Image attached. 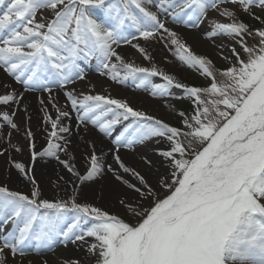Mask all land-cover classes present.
I'll list each match as a JSON object with an SVG mask.
<instances>
[{
	"label": "snow or ice",
	"instance_id": "snow-or-ice-1",
	"mask_svg": "<svg viewBox=\"0 0 264 264\" xmlns=\"http://www.w3.org/2000/svg\"><path fill=\"white\" fill-rule=\"evenodd\" d=\"M152 3L160 10L173 9V22L187 27H197L210 9L218 10L230 22L213 21L209 35L232 38L244 56L232 48L234 63L215 69L146 7ZM225 3L239 5L250 15H254L253 8L264 11V0H0V69L25 91L51 93L55 87L66 88L83 80L80 62L95 58L100 74L117 83L131 80L137 88H150L154 98L169 96L173 87L182 89L194 105L190 116L179 112L182 127H176L120 99L99 94L81 98L66 91L78 124H91L104 136H111L116 125L131 119L113 141L117 151L151 138L167 141L168 148L160 155L168 161L169 171L157 181L167 194L160 198L143 175L115 155L119 168L131 173L140 185L129 183L107 166L115 180L134 194L119 200L130 217L126 221L78 202L75 190L67 200L42 198L31 169L14 163L33 187L30 194H24L0 186V229L9 223L13 226L0 236V264H7L6 249L13 257L29 252L43 255L57 243L67 246L86 237L95 240L87 251L97 257L96 264H264V29H251L235 12L221 9ZM44 11L47 16L40 15ZM128 29L136 33L131 39ZM161 33L172 38L184 65L210 80L208 86L181 84L155 65L126 63L116 51L122 43L154 40ZM252 36L258 41L250 46L245 38ZM132 47L151 60L144 48ZM153 77L163 83H153ZM20 99L14 91L6 93L0 95V105L18 104ZM53 107L55 118L45 109V123L51 130L43 151H35L33 133L26 132L32 160L54 158L81 184L102 176L105 164L94 148L86 158L83 175L75 165L60 159V152L68 153L70 141L64 134L71 129L62 121L70 113ZM12 115L4 112L0 119L15 129ZM145 201L150 204L147 208ZM86 224L90 226L85 230Z\"/></svg>",
	"mask_w": 264,
	"mask_h": 264
},
{
	"label": "rangeland",
	"instance_id": "rangeland-1",
	"mask_svg": "<svg viewBox=\"0 0 264 264\" xmlns=\"http://www.w3.org/2000/svg\"><path fill=\"white\" fill-rule=\"evenodd\" d=\"M146 7L150 11L155 12L160 20L165 23L167 28L177 33L180 41L186 44L191 49L193 54L210 60L215 69L223 70L230 67L231 64L234 63V57H232L231 54L232 48H235L242 57L244 56L243 51L232 38L221 35H209L212 32L213 21L221 23L230 22L229 20L222 17L218 10L210 9L206 17L202 19L197 27H187L183 23L173 22V9L169 8L167 11L160 10L156 7L155 3L147 4ZM220 8H228L229 10L235 12L238 20L243 21L250 28L252 27L251 29L253 30L257 29L254 28L253 24L254 16L260 17L262 21L264 19V11H262L260 8L252 9V13H254V15H250L249 13L242 11L239 5H232L230 3L222 4L220 5ZM96 13L98 15H102L100 10H96ZM40 15L47 16L48 13L44 11ZM37 19H39V15ZM260 29H264V24ZM131 30H133L132 34L136 35L135 30ZM129 38L131 39V35H129ZM171 39L172 38L169 37L167 33H161V35L154 40L144 41L143 39H133L131 40L130 44L122 43L119 47H114H116V51L122 56L126 63H133L137 66L143 67H151L152 65H155L164 73L173 76L175 80L181 84L197 87L208 86L210 80L207 77L201 75L197 69L187 67L177 58L176 45L171 43ZM245 39L247 44L250 46L256 44L258 41V38L254 36L246 37ZM133 44H138L140 47L144 48L151 57V60H145L141 53L138 52L136 48L132 47ZM225 57H227V59H225ZM93 59L95 60V58ZM113 62H116L115 58H113ZM89 66L91 67L92 64ZM100 72L101 69H99L97 66L93 71H85V79L76 80L74 83L69 84L66 88L54 90L51 93L44 91L39 92L40 95H47L48 99H41L44 101L43 104H41V100H39L38 109L36 112L37 114L33 119L22 116L21 111L15 106H11L10 104L0 105V116H2L4 112L9 113L10 115L15 113V115H12L11 118L17 126L15 129H13L6 125L2 119H0V152H3V155H0V186H6L11 191L30 194L33 187L32 184L21 188H12L7 184L6 176L10 175V172L19 173V171L13 166L14 163H20L25 167H30L35 163H59V161L56 159L49 157H37V159L33 161L32 149L30 148L29 140L26 137V132L30 129L33 133L32 142L35 144L36 152H41L45 147H47L48 132L51 130V125L45 123V109L47 110L48 114L55 118L57 113L56 108L53 107V105H56L61 110H66L70 113L69 118L64 119L62 123L65 126H68L67 121L72 120L71 122L74 127L69 133L64 135L65 139L70 141V143L67 144V148H73V145L75 144L79 146L80 153L78 152L76 155L80 161L76 160L74 162L73 160H70L69 163L75 165L76 171L82 175L85 174V170L88 166L86 157L91 152L87 151L81 144V141L78 139V137H76V134L79 131L77 127H79L80 124H78L77 113L71 109V106L67 101L65 96L66 91H71L73 95L81 98L83 95L99 94L120 99L126 101L134 110L143 112L148 116H153L156 119L163 120L164 122L176 127H182V119L179 116V112H184L186 107H189L193 112L194 105L192 104L191 99L184 95L182 89L173 87L170 89L169 96L164 98H154L151 95L150 88L147 90L144 88H137L135 83H133L131 80L125 82L124 84H120L110 79L109 75H101ZM0 76V79L3 78L4 80L0 82V87L6 90L5 93H11L14 91L16 94H19L20 92L25 91L23 85L17 83L12 77L8 76L3 71V69H0ZM151 79L153 83H163L160 77H153ZM217 79H221L219 73H217ZM5 85H7V87H4ZM50 97L51 101L49 99ZM192 112L189 114V116L192 114ZM129 123H131V119L129 121H122L121 124L116 125L111 136H104L91 124H88L87 127L104 140L105 143L103 146H111L112 150L115 151V155H118L117 153L119 152L122 158H124L123 160L125 163L123 162L122 158L121 160L125 166L135 169L141 175H143L159 194L160 198H163L167 192L158 186L157 181L162 176L167 175L169 171L168 161L160 155V152L168 148V143L163 138L157 137L145 140L142 143H135L131 148L120 147L119 151H117V145L113 141L115 140L116 136H118L121 131H123V128ZM17 149H19V151H17ZM69 150L70 149H68L67 154L64 152L59 153L61 160L62 158L69 156V153L71 152H69ZM114 160L112 158H109V160L106 159L104 161L105 173L95 180L88 182V185L95 187L94 184H96V182H99L101 178H106L112 185H117L115 193H108L104 196V199L107 202L106 205H101L90 201L85 196L86 189L82 188L80 190H76L71 187L70 184L60 185L52 182L51 178L53 175L43 178V181H41L38 177L33 175L31 176H33L37 181L38 188L42 193V198H47L49 200L63 198L67 200L72 196L73 191L75 190L78 193V202L91 204L108 211L110 214H117L126 221H130V217L125 215L124 209L119 204V200L122 198H131L134 194L130 189H128L126 193L122 191L121 186L125 187L124 184L115 180L113 173L107 171V166L111 165L116 174L121 175L124 179L131 176L133 183L137 186L140 185L137 179L131 173H125L119 168L118 164ZM59 165L63 169L61 172L65 171L66 173L70 174L62 164ZM53 174L55 176L59 175L56 173ZM158 176L160 178H158ZM46 190H50L52 194L50 196L44 195L43 191ZM143 205L145 208L150 206L148 201L143 202ZM89 226L90 224L84 225V229L86 230ZM12 227L13 226L11 223L4 226L2 229H0V236L10 232ZM91 243H95V240L93 238L86 237L83 241L68 243L67 246H60L57 243L52 251L45 252L43 255L29 252L24 256L18 255L16 257H13L10 250L6 249L5 252L7 253V264H43L44 260H47L48 264H52V260H54V263L56 264H63L62 262H59L58 254L57 257H53L52 255L54 253L56 254V252H60L63 256H65L64 252L68 247H70L71 250H74V253H72L73 256L70 258L71 261H80V264H96L97 257L91 255L87 251V248Z\"/></svg>",
	"mask_w": 264,
	"mask_h": 264
},
{
	"label": "bare ground",
	"instance_id": "bare-ground-1",
	"mask_svg": "<svg viewBox=\"0 0 264 264\" xmlns=\"http://www.w3.org/2000/svg\"><path fill=\"white\" fill-rule=\"evenodd\" d=\"M1 77V76H0ZM4 81L3 78L0 79V82ZM2 88V87H0ZM5 89L2 88L0 89V95L6 94L5 93ZM18 95L22 96V99H20L18 104H12L10 103L11 106H15L16 108H18L21 111L22 116L24 117H29V118H34L36 116V112L38 109V104H39V100L41 99H48V96H43L37 93H31V92H27V91H23L20 92ZM54 95V94H52ZM60 95V94H59ZM72 120H68V127L72 130L74 125L71 122ZM77 134L76 137H78V139L81 141V144L85 147V149L87 151L92 152L93 148L95 149V152L98 156H101L103 159V162L107 159L109 160V158H112L114 160V156H115V151L112 150L111 146H103V144L105 143L104 140L99 137L95 132H93L91 129H89L88 127H85L84 125H81L79 127H77ZM73 148H68L69 150V156L66 158H62V160H66L68 162H70V160H73L74 162L77 160H79V158L77 157V153L79 152V146L77 144L73 145ZM80 153V152H79ZM122 153V152H121ZM120 158H122V156L119 154V152L117 153ZM126 156V155H125ZM88 157V156H87ZM86 157V158H87ZM124 158H122L123 160ZM87 160V159H86ZM80 161V160H79ZM115 161V160H114ZM123 162L125 163V161L123 160ZM60 163H53V164H43V163H38V164H34L32 166H28L25 167L26 169H31V175L38 177L41 181H43V178L48 177L49 175H53V177L51 178L52 182L56 183V184H60V185H64L67 184L71 187H73L74 189H86L85 191V196L92 201L93 203H97V204H104L106 205L107 202L104 199V196L108 193H115L116 187L117 185H112L111 183L108 182V180L106 178H101V180L99 182H96L95 187H91L90 185H88V182H84V183H80L78 178L73 176L71 173L68 174L65 171L61 172L62 167L59 165ZM53 173L59 174L58 176H55ZM10 175L6 176V182L8 185H10V187L15 188V187H24V186H28L31 183L24 177V175L19 172V173H15V172H10ZM153 176V175H152ZM61 177H63V179H61ZM155 178V177H154ZM158 178H160L158 176ZM125 180H127L129 183H133V179L132 177H128L125 178ZM78 185V187H77ZM125 187L121 186V189L124 193L127 192V190L129 189L125 184ZM44 195L46 196H50L52 193L50 192V190H46L43 191ZM60 246H64V244L62 243H58ZM58 245V246H59ZM70 247L65 249L64 255H62V253L60 252H56V254L54 253L52 256L53 257H57L58 254V260L59 262H62L63 264H65V262H70L71 261V256L72 253H74V250ZM56 255V256H55ZM52 262L54 263L55 261L52 260ZM52 263V264H53ZM56 264V263H54Z\"/></svg>",
	"mask_w": 264,
	"mask_h": 264
},
{
	"label": "trees",
	"instance_id": "trees-1",
	"mask_svg": "<svg viewBox=\"0 0 264 264\" xmlns=\"http://www.w3.org/2000/svg\"><path fill=\"white\" fill-rule=\"evenodd\" d=\"M253 21H254V23H253L254 24V28H257V29H260L262 27V25L264 24V23H262V20L261 19L260 20H257V19L254 18ZM263 21H264V19H263ZM191 112H192V110H190L189 107H186L185 110H184V113L186 115H189Z\"/></svg>",
	"mask_w": 264,
	"mask_h": 264
}]
</instances>
